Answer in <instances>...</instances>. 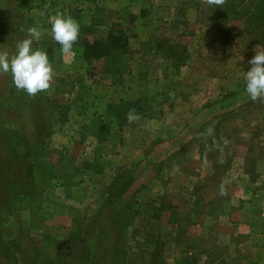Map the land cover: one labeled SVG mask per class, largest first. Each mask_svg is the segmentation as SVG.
Here are the masks:
<instances>
[{
	"label": "rangeland",
	"instance_id": "obj_1",
	"mask_svg": "<svg viewBox=\"0 0 264 264\" xmlns=\"http://www.w3.org/2000/svg\"><path fill=\"white\" fill-rule=\"evenodd\" d=\"M212 7L201 0H43L28 11L29 21L0 11V47L9 51L31 26L52 40L49 17L57 12L81 24L88 38L103 36L112 20L128 37L121 74L111 83L102 58H77V41L74 55L53 47L55 76L40 92L38 120L35 103L8 106L6 92L15 87L10 75H0V127L28 142L44 137L56 165V183L39 196L37 226L24 203L22 222L8 215L2 223L4 240L18 241L17 264L49 256L48 264H147L149 251L160 264H264V102L247 97L243 78L264 44L259 27L233 17L227 36L217 38ZM119 97L131 105L107 123L106 104ZM130 109L141 117L132 124ZM122 167L130 168V183L107 203L104 184ZM5 168L0 155V179ZM161 198L172 205L158 210ZM73 216L81 228L69 241ZM0 264H10L2 252Z\"/></svg>",
	"mask_w": 264,
	"mask_h": 264
},
{
	"label": "trees",
	"instance_id": "obj_2",
	"mask_svg": "<svg viewBox=\"0 0 264 264\" xmlns=\"http://www.w3.org/2000/svg\"><path fill=\"white\" fill-rule=\"evenodd\" d=\"M34 1L35 2L31 0H0V11H3L4 17L11 18L15 15V17L23 19L27 17V21H29L27 15L28 11L32 7H39L43 2V0ZM211 10H213V13L209 16L211 17V19H209V25L212 29L211 32H214L217 38L224 39L227 36L230 25L228 26V24H226V20L233 17L235 19L238 18L239 22L242 21L247 24L254 23L259 27L257 29L260 31V41L261 44H264V0H251L248 4L239 0H227L222 9L215 6L212 7ZM227 13L232 16H227ZM79 26V40H77L78 46H76L74 50L76 53L75 55L80 61L85 62H88L90 59L102 58V70L111 75V83L114 81V76H116V74L117 76L121 74V67L123 64L120 61V57L122 53L128 50V37L121 27L120 22L117 20L109 21L103 36H93L91 38L86 37L82 29L83 26L81 24ZM252 27L255 26L253 25L251 28ZM49 39L51 38L40 39L39 42V49L45 51L48 58L51 57L50 53L54 50L53 47H60L53 39ZM156 46V48L159 47L158 45ZM173 52L179 53V51L175 50ZM6 99L12 102V104L8 106H15L16 108H26L30 103L32 105L35 103L34 105H36V107L34 111L37 112L36 120L39 119L42 113L43 107L40 103V92L36 96L31 97L25 92L18 91L12 87L6 92ZM127 101L123 97H119L117 100H109L107 102L104 110L108 113L105 118L107 123L114 118L115 114L118 115L121 109H125L126 105H131V103ZM59 107L63 109L62 105H58V108ZM104 123L105 122H102L99 128H106L107 123ZM43 127L45 131H47L48 128L44 125ZM201 128L202 126L194 132L192 139H199ZM43 140L44 137H42L41 140L38 139L34 142H28L22 132L6 130L5 127H0V155L3 156L6 163L4 174L0 179V252H2L5 260H10V264H17L16 251L18 249V241L16 243L4 240L2 235V223L7 219L5 217L8 215L15 216L19 219V222H22L21 215L23 214L22 210L24 209V203L27 207H30L29 214L31 216L29 221H32L31 226H37L38 222L43 219V217L40 216L42 215L40 211L38 212L39 196H41L42 192L51 186V184L56 183L54 177L56 165L53 160L49 159L50 157L47 155L49 150L45 149V140ZM129 177L130 168L122 167L114 169L103 187L105 202L111 203L123 190H125L130 183L128 181ZM34 203H36L35 207ZM159 204L160 205L156 206L158 210L172 205L169 204L167 200L165 201L164 198L159 199ZM119 215L118 213L115 218L118 223L116 227L122 225ZM80 228L81 218L73 216L71 218V223L66 228L64 239L75 241L80 232ZM41 239L47 240V235L42 234ZM116 241L115 239L113 240V246L111 248L112 256L115 257H117L121 251V247ZM50 245V250H54L53 255L59 256L58 247H60V245L57 243ZM154 253V251H149V260L147 264H160L158 261L153 262ZM49 259L50 256L48 260L42 264H48L50 261ZM117 259H114L110 264H120L117 262ZM33 260L32 262H34Z\"/></svg>",
	"mask_w": 264,
	"mask_h": 264
},
{
	"label": "clouds",
	"instance_id": "obj_3",
	"mask_svg": "<svg viewBox=\"0 0 264 264\" xmlns=\"http://www.w3.org/2000/svg\"><path fill=\"white\" fill-rule=\"evenodd\" d=\"M207 6L223 8L227 0H201ZM51 28L48 32L55 42L60 45L62 54L73 53V44L78 40L80 26L71 16H64L57 12L49 17ZM26 38L15 44V51L0 47V75L8 74L15 89L34 97L39 92H45L52 86L55 76L54 69L45 51L33 49V41H39L42 36L37 26L28 27ZM162 62V58H161ZM250 69L244 72L245 94L253 101L264 102V50L255 51V55L248 61ZM135 109L126 114L129 124L140 120ZM221 194L224 193L223 187Z\"/></svg>",
	"mask_w": 264,
	"mask_h": 264
},
{
	"label": "crops",
	"instance_id": "obj_4",
	"mask_svg": "<svg viewBox=\"0 0 264 264\" xmlns=\"http://www.w3.org/2000/svg\"><path fill=\"white\" fill-rule=\"evenodd\" d=\"M248 228H250V226H248ZM248 228H246V230H248ZM250 235H251V230H248V232H247V235H246V236H248V237H251Z\"/></svg>",
	"mask_w": 264,
	"mask_h": 264
}]
</instances>
